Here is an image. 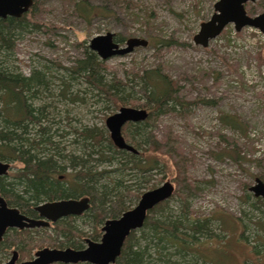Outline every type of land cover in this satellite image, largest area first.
<instances>
[{"label":"rangeland","instance_id":"1","mask_svg":"<svg viewBox=\"0 0 264 264\" xmlns=\"http://www.w3.org/2000/svg\"><path fill=\"white\" fill-rule=\"evenodd\" d=\"M88 1L111 6L113 12L94 14L87 21L75 10L74 0H39L6 59L24 75L42 71L47 82L39 92L38 104L47 105L44 123L54 141L64 147L65 154H87L86 143L75 142L74 130L96 127L108 133L106 118L121 106H132H116L96 97L94 91L83 92L88 84L79 76L71 78L75 60L84 56L89 40L108 31L123 35L121 43L131 36L147 39V46L106 59V77L114 73L126 82L124 101L127 96L141 97L139 84L131 88L135 72L156 67L176 82L178 95L191 102L186 111L161 114L154 127L147 128L158 138L169 134L177 139L180 153L171 160L161 155V161L147 172L131 171L130 163L124 166L116 159L95 164L96 171L104 170L100 187L122 195L125 206L132 208L144 191L164 181L177 187L175 160L183 157L186 182L196 188L185 200L187 217L210 218L212 232L219 234L207 240L198 237L204 241L201 251L206 262L191 254L188 257L198 264H264V198L249 190L256 177L264 182V33L248 26L236 31L228 23L203 47L193 36L214 12L216 0ZM246 7L255 15L264 11V0L247 2ZM148 31L154 39L146 36ZM157 39L164 43L156 45ZM136 149V156L144 158L143 150ZM8 163L5 181H12L18 164ZM65 172L67 178L73 170ZM180 198L174 191L162 207L171 208L174 214L182 212ZM71 222L83 234L80 241L84 246L91 232L100 231L101 237L104 221L95 229L84 213ZM52 226L47 231L53 235ZM135 233L141 235L138 229ZM10 254L11 249L0 261L8 260Z\"/></svg>","mask_w":264,"mask_h":264},{"label":"trees","instance_id":"2","mask_svg":"<svg viewBox=\"0 0 264 264\" xmlns=\"http://www.w3.org/2000/svg\"><path fill=\"white\" fill-rule=\"evenodd\" d=\"M38 2L39 0H33L28 11L19 17H0V160L18 164L12 181H5V176L0 177V193L9 205L29 216L35 215L33 207L42 201L87 195L90 206L84 213L91 217L94 228L98 229L103 221L120 216L129 207L125 206L122 195L112 194L113 190L110 191L106 186L100 187V175L104 170L96 171L95 166L116 159L124 166L130 163L131 171L139 169L147 172L161 161V155L169 159L175 157L176 153L179 155L177 139H172L173 136L169 134L158 138L147 126L154 127L161 114L175 112L181 115L191 102L178 95L179 86L176 82L156 67L133 74L131 88L133 84H139L141 97L128 99L127 96V101H124L123 89L126 82L117 78L114 73L107 78L108 66L105 60L86 47L84 56L75 60V75H70L71 78L79 76L88 84L83 92L94 91L96 97L110 100L116 106L128 103L148 111L145 120L127 123L122 128L125 140L142 149L144 158L116 148L108 133L96 127L74 130L78 137L75 142L86 143L89 148L87 154L63 153L64 147L54 141L50 127L44 123L48 120L45 108L47 105L38 104L39 92L47 82L42 71L36 70L24 75L6 60L13 53L16 36L26 29L27 15L35 13ZM73 4L77 13L87 21L94 14L113 12L111 6L92 4L88 0H74ZM146 36L154 37L149 31ZM115 40L121 43L123 35L115 34ZM157 43L164 42L157 39L156 45ZM148 153L154 155V158L149 159L146 155ZM92 154L96 158H92ZM175 162L178 170L175 175L177 187H174V191L182 198L180 208L183 211L174 214L171 208H163L166 201L151 208L138 229L141 235H136L137 230L129 233L114 264H198L188 257L190 254L206 262L201 251L204 241H199L198 237L202 235L207 240L219 234L212 232L210 218L199 220L187 217L185 200L195 193L196 188L190 187L186 182L184 158H177ZM68 168L73 172L66 178L65 171ZM76 217L66 216L52 223L50 226L53 225V235L47 231L50 226L8 229L0 240V256L15 249L18 258L22 260L32 258L33 249L45 246L83 248L80 241L83 234L71 222ZM89 236L97 241L100 231H93ZM256 249L254 247L253 252L259 255Z\"/></svg>","mask_w":264,"mask_h":264},{"label":"water","instance_id":"3","mask_svg":"<svg viewBox=\"0 0 264 264\" xmlns=\"http://www.w3.org/2000/svg\"><path fill=\"white\" fill-rule=\"evenodd\" d=\"M253 1L255 0H216L213 5L214 12L208 20L200 23L198 31L193 36L194 42L203 47L207 46L208 41L218 35L228 23H233L236 31L244 26H252L264 33V11L249 15L245 9V3ZM32 3L33 0H0V17H19L28 11ZM147 44V39L137 36L128 37L120 43L115 40V34L108 31L92 37L88 47L100 59L106 60ZM147 116L148 111L145 108L133 106H121L117 112L109 115L105 125L113 145L118 149L138 153L137 149L125 140L122 127L128 122L143 121ZM9 167L10 163L0 160V176L7 174ZM249 190L254 196L264 198V182L260 178H255V183ZM173 191L174 186L170 181H164L161 185L144 191L132 208L125 210L116 218L106 219L101 226L100 239L95 241L86 238V245L83 248L42 247L34 252L31 259L23 261H18V253L13 250L10 258L2 264H114L129 233L140 228L147 212L169 199ZM89 206L88 196L44 201L34 206L37 217H30L20 212L17 207L8 205L0 194V240L10 228L49 226L63 217L81 215Z\"/></svg>","mask_w":264,"mask_h":264},{"label":"flooded vegetation","instance_id":"4","mask_svg":"<svg viewBox=\"0 0 264 264\" xmlns=\"http://www.w3.org/2000/svg\"><path fill=\"white\" fill-rule=\"evenodd\" d=\"M247 3V2H246ZM246 3H245V9H246V11H247V13L248 12H250V9H247V7H246ZM249 14V13H248ZM258 14V13H257ZM250 15V14H249ZM244 27H246V26H244ZM248 27H250V28H255V27H252V26H248ZM243 28V27H242ZM255 29H258L260 32H262L259 28H255ZM241 30V29H240ZM263 33V32H262ZM209 42V41H208ZM208 45V44H207ZM128 123H131V122H128ZM127 124V123H126ZM124 126V125H123ZM109 135V134H108ZM137 154V153H136ZM8 173V172H7ZM6 175V174H5ZM5 175H3V176H5ZM61 176V175H60ZM1 177V176H0ZM1 194V193H0ZM83 196H87V195H83ZM80 197H82V196H80ZM79 198V197H78ZM63 199V198H62ZM57 200V199H56ZM45 201H53V200H45ZM42 202H44V201H42ZM42 202H40V203H42ZM39 204V203H38ZM9 205V204H8ZM37 205V204H36ZM11 206V205H10ZM33 210H34V207H33ZM88 210V209H87ZM86 210V211H87ZM35 211V210H34ZM85 211V212H86ZM21 212V211H20ZM23 213V212H22ZM84 213V212H83ZM82 213V214H83ZM25 214V213H24ZM81 214V215H82ZM25 215H27V214H25ZM27 216H29V215H27ZM71 216V215H70ZM79 216V215H78ZM30 217H37V213H36V211H35V215H33V216H30ZM52 223H50V225H51ZM49 225V226H50ZM33 228H35V227H33ZM25 229V228H24ZM19 230H22V229H19ZM4 236V235H3ZM3 238V237H2ZM13 250H15V249H13ZM12 250V251H13ZM12 251H11V254H12ZM18 253V252H17ZM11 254H10V256H11ZM10 258V257H9ZM29 259H31V258H29ZM24 260H28V259H24ZM7 261V260H6ZM18 261H23V260H20L19 258H18ZM2 264V263H1Z\"/></svg>","mask_w":264,"mask_h":264}]
</instances>
